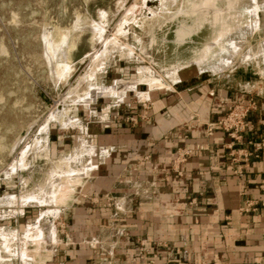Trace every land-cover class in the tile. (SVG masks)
<instances>
[{
    "label": "rangeland",
    "instance_id": "obj_1",
    "mask_svg": "<svg viewBox=\"0 0 264 264\" xmlns=\"http://www.w3.org/2000/svg\"><path fill=\"white\" fill-rule=\"evenodd\" d=\"M218 38L232 51L211 63L224 68L196 64ZM232 72L264 86V0H0V264L69 260L64 215L84 180L68 175L86 166L104 111ZM121 80L136 85L90 101Z\"/></svg>",
    "mask_w": 264,
    "mask_h": 264
},
{
    "label": "crops",
    "instance_id": "obj_2",
    "mask_svg": "<svg viewBox=\"0 0 264 264\" xmlns=\"http://www.w3.org/2000/svg\"><path fill=\"white\" fill-rule=\"evenodd\" d=\"M248 78L189 74L104 111L85 151L95 166L64 215L78 241L65 264H264V148L236 151L264 140V86ZM249 100L233 151L207 129Z\"/></svg>",
    "mask_w": 264,
    "mask_h": 264
},
{
    "label": "built area",
    "instance_id": "obj_3",
    "mask_svg": "<svg viewBox=\"0 0 264 264\" xmlns=\"http://www.w3.org/2000/svg\"><path fill=\"white\" fill-rule=\"evenodd\" d=\"M253 106L254 102L252 100L230 106L222 118L208 127V134H212L213 130L216 128L222 130L231 139L229 147L234 151L236 145L242 146L243 136L249 130L250 125L247 122V117ZM145 116L146 113H143V118H145ZM251 146L253 148L251 152H248L242 147L236 151L239 152L245 160L250 157L257 159L259 157V152L264 148V140L251 143ZM234 174L241 176L242 170H236Z\"/></svg>",
    "mask_w": 264,
    "mask_h": 264
},
{
    "label": "bare ground",
    "instance_id": "obj_4",
    "mask_svg": "<svg viewBox=\"0 0 264 264\" xmlns=\"http://www.w3.org/2000/svg\"><path fill=\"white\" fill-rule=\"evenodd\" d=\"M250 1V0H249ZM255 7V6H254ZM256 11V10H255ZM256 13V12H255ZM250 15V14H249ZM255 19V18H253ZM256 21V20H254ZM252 22V21H251ZM256 23V22H255ZM254 25V24H253ZM256 26V25H255ZM230 43H226L223 41L222 38H218V39H215L214 42H209L206 44V47L203 51V53H205L204 55L206 56L205 59H203L202 61H194L196 64H198L199 66H208L209 65V69H211V71H219L220 69L224 68L222 66H220V62L218 61L217 63L214 61V63L212 64L211 61H213L212 59H215L216 56H218L220 59H222V56L223 55H226L228 53V48L230 47L229 45ZM236 45V44H235ZM231 48V47H230ZM229 48V49H230ZM236 49V48H235ZM239 49V48H238ZM237 49V50H238ZM232 51V49H230ZM236 50V51H237ZM230 51V52H231ZM198 54V53H197ZM208 55V56H207ZM222 55V56H221ZM195 56V55H194ZM217 57V58H218ZM193 58V57H192ZM216 58V59H217ZM215 59V60H216ZM218 59V60H220ZM229 59V58H227ZM232 59V58H231ZM236 58H234L235 60ZM230 60V59H229ZM223 60H221L222 62ZM233 61V60H232ZM242 61V60H241ZM229 63V62H228ZM227 62H223V64L221 63V65H225L228 64ZM232 65V64H231ZM230 65V66H231ZM229 66V65H228ZM138 83V82H137ZM152 83H154L152 81ZM151 84V82H150ZM136 85V81H115L114 83V86L113 87H102V88H99L100 90H98V93H95L94 95H91L90 97L92 98L90 101H96L99 97H108V95H111L112 98H119L120 96H118V94L121 93V91L123 89H127V88H132ZM153 85V84H152ZM151 86V85H150ZM88 99V98H87ZM120 99V98H119ZM90 103V102H89ZM88 105V104H87ZM46 132H47V129H46ZM91 169V166L90 165H86L83 167L82 171L81 172H77V173H71L69 172V175L71 177L70 181L73 182V186L76 185H80V182L82 181V179L84 180L85 177H87L88 173H89V170ZM71 185V186H72ZM69 195V194H68ZM65 196V195H64ZM65 198V197H64ZM50 233V232H49ZM52 234V233H51ZM44 238V237H43ZM49 239V238H48ZM45 242V241H44Z\"/></svg>",
    "mask_w": 264,
    "mask_h": 264
}]
</instances>
